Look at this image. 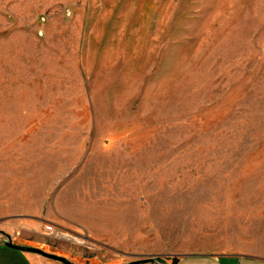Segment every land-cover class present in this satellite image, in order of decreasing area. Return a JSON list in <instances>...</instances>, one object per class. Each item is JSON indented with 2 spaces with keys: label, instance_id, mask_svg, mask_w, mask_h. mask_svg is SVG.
<instances>
[{
  "label": "rangeland",
  "instance_id": "1",
  "mask_svg": "<svg viewBox=\"0 0 264 264\" xmlns=\"http://www.w3.org/2000/svg\"><path fill=\"white\" fill-rule=\"evenodd\" d=\"M87 213L98 240L56 220ZM5 235L264 259V0H0V264H30Z\"/></svg>",
  "mask_w": 264,
  "mask_h": 264
},
{
  "label": "crops",
  "instance_id": "2",
  "mask_svg": "<svg viewBox=\"0 0 264 264\" xmlns=\"http://www.w3.org/2000/svg\"><path fill=\"white\" fill-rule=\"evenodd\" d=\"M56 220L61 221L63 225H66L70 228L83 229L86 232L87 236L92 237L95 240L99 239L98 237H93L92 235L94 234L93 232H91V227L94 226L93 223L98 222V218L94 213H87L85 215H82L80 218L61 214V216H56ZM23 257H25V259H27L30 264H48L49 262L43 259L45 257L35 253L23 251ZM222 257H224V259L226 260H223ZM225 257L226 256H216L209 254H188L179 257L175 264H264V259L256 257H231L230 260Z\"/></svg>",
  "mask_w": 264,
  "mask_h": 264
},
{
  "label": "water",
  "instance_id": "3",
  "mask_svg": "<svg viewBox=\"0 0 264 264\" xmlns=\"http://www.w3.org/2000/svg\"><path fill=\"white\" fill-rule=\"evenodd\" d=\"M4 238L5 239L2 242V244L4 246H6V247L13 248V249H17V250L24 251V252L35 253V254H38L40 256H43V257H45L47 259H51V260L58 261L61 264H71L70 261H68L67 259H65L62 256H58V255H55V254H52V253H49V252H45V251H43V250H41L39 248H36V247L19 246V245L13 244V243H11L9 237L6 236V235H5ZM140 261L141 262H149L151 264H164L160 260H157L154 257H148V258L142 259ZM126 264H137V262L136 261H132V262L126 263Z\"/></svg>",
  "mask_w": 264,
  "mask_h": 264
},
{
  "label": "built area",
  "instance_id": "4",
  "mask_svg": "<svg viewBox=\"0 0 264 264\" xmlns=\"http://www.w3.org/2000/svg\"><path fill=\"white\" fill-rule=\"evenodd\" d=\"M43 233L44 235L49 236V237H55V236L59 237L62 235L63 237H66L67 239H73V237L70 236L69 234H62L56 228H54V226L49 225V224L44 225Z\"/></svg>",
  "mask_w": 264,
  "mask_h": 264
}]
</instances>
